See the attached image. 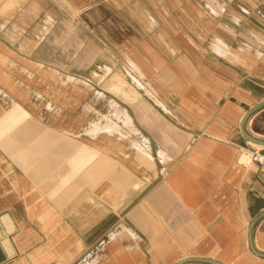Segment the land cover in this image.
Instances as JSON below:
<instances>
[{"label":"crops","instance_id":"obj_1","mask_svg":"<svg viewBox=\"0 0 264 264\" xmlns=\"http://www.w3.org/2000/svg\"><path fill=\"white\" fill-rule=\"evenodd\" d=\"M64 1L91 10L94 28L107 30L105 59L131 62L160 101L120 99L152 164L139 166L130 142L108 131L85 142L29 128L10 142L3 129L20 121L0 124V264H264L248 243L264 173L237 160L256 148L240 124L264 100V0ZM216 39L229 49L216 50ZM20 45L0 37V61L15 66L0 63L2 105L29 89L4 87V75L38 73ZM91 50L82 67L97 59ZM244 128L264 140V107ZM252 245L264 253V216Z\"/></svg>","mask_w":264,"mask_h":264},{"label":"rangeland","instance_id":"obj_2","mask_svg":"<svg viewBox=\"0 0 264 264\" xmlns=\"http://www.w3.org/2000/svg\"><path fill=\"white\" fill-rule=\"evenodd\" d=\"M95 19L90 9L78 11L64 0H0L1 39L18 40L24 44L20 49L29 46L30 52L34 53L32 56L38 60L32 67L30 65L38 72L34 77H2L4 87L17 82L29 88H19L11 93L15 98L13 103L5 97L4 104H0V113H4L0 124L21 123L3 129V135L12 134L10 142H17V135L29 128L30 134L48 132V129L67 137L77 134L85 142L91 140L89 135L96 136L104 130L128 140L137 152L133 144L136 140L132 137L137 134L136 127L120 101L122 95L118 87L137 92V98L159 104L160 101L154 93L152 96L150 91L151 94L143 90L141 74L131 62L105 59L112 58L104 38L107 30L94 28ZM92 43L98 45V57L88 67H82L81 63L85 64L95 56ZM0 63L4 68L15 67L8 58ZM125 118L131 122L128 126H123ZM96 125L102 127L95 131ZM120 125L126 131L125 135L121 134ZM159 154L163 155L162 152ZM135 160L146 168L147 161L144 162L138 152ZM245 160L243 155L241 162ZM167 161L163 155V162Z\"/></svg>","mask_w":264,"mask_h":264},{"label":"water","instance_id":"obj_3","mask_svg":"<svg viewBox=\"0 0 264 264\" xmlns=\"http://www.w3.org/2000/svg\"><path fill=\"white\" fill-rule=\"evenodd\" d=\"M264 107V100L257 103L255 106H253L252 108H250L246 114L242 117L241 120V124H240V130L242 132V134L251 142L257 143V144H261L262 146H264V140L262 139H258L255 138L253 136H251L250 134H248L245 131L244 128V124L246 122V120L257 110L261 109ZM264 216V210H262L250 223L249 227H248V243H249V248L250 250L259 255L264 257V253L261 252H257L254 250L253 245H252V230L255 226V224ZM188 262H198V263H205V264H221L220 262L216 261V260H211V259H207V258H197V257H190V258H186L183 260H180L179 262L175 263V264H184V263H188Z\"/></svg>","mask_w":264,"mask_h":264},{"label":"bare ground","instance_id":"obj_4","mask_svg":"<svg viewBox=\"0 0 264 264\" xmlns=\"http://www.w3.org/2000/svg\"><path fill=\"white\" fill-rule=\"evenodd\" d=\"M214 48H216V50H219V49L221 50V48L223 50H228L229 49V47L226 44H224L222 41H220L218 39H216V43L214 44ZM139 83L140 82H137V84H139ZM118 89H119V92L122 95V97L125 98L126 100H134V99H137V97H138V93L137 92L131 91V90H130L131 91L130 92L128 88H127L128 90H126L125 88H120V87H118ZM147 92L150 93L148 90H147ZM122 122H123V126H128L130 120L128 118H125V119H123ZM101 127L102 126H100V125H96L94 130L98 131ZM119 130H121L120 132H121L122 135L126 134V131L122 128L121 125H120V129ZM250 143L253 146H256L258 148H260L262 146L261 144H257V143L251 142V141H250ZM133 144L135 145V147L137 149V152L140 154L141 158H143L144 161H147V162L152 164V155L144 148V146H142L138 141H135V142L133 141Z\"/></svg>","mask_w":264,"mask_h":264},{"label":"built area","instance_id":"obj_5","mask_svg":"<svg viewBox=\"0 0 264 264\" xmlns=\"http://www.w3.org/2000/svg\"><path fill=\"white\" fill-rule=\"evenodd\" d=\"M263 94H264V85L261 86ZM246 157L245 162H241L242 156ZM238 162L240 164H243L244 166H248L250 164H256L259 168V170L264 173V146H261L260 148H251V150L247 151L244 150L240 153L238 156Z\"/></svg>","mask_w":264,"mask_h":264}]
</instances>
